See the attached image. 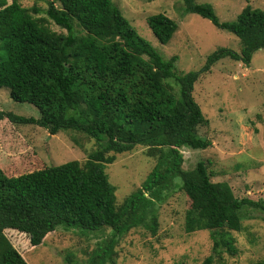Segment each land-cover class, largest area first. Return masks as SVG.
I'll return each instance as SVG.
<instances>
[{
	"label": "trees",
	"instance_id": "trees-1",
	"mask_svg": "<svg viewBox=\"0 0 264 264\" xmlns=\"http://www.w3.org/2000/svg\"><path fill=\"white\" fill-rule=\"evenodd\" d=\"M183 3L186 12L234 34L242 45L240 52H214L204 73L224 58L248 66L264 49L263 10L248 5L227 23L220 22L210 4ZM46 14L67 33L52 31L17 0H0L5 51L0 88L7 84L13 101L40 111L38 119L1 112L0 120L35 125L51 135L78 132L96 140L98 148L85 163L70 161L13 177L0 168V264H28L5 230L26 234L36 247L61 226L111 229V240L89 264L113 262L114 239L143 226L156 233L157 202L176 189L191 201L185 232L211 231L213 253L202 264H214L215 255L222 253L237 255L231 232L242 231L247 207L264 213V200L237 199L227 183L211 181L204 161L191 170L183 168L184 148L212 146L198 135L206 118L193 92L202 73H178V57L166 60L111 0H52ZM148 24L161 44H168L179 27L162 13L149 17ZM136 146L147 147L158 163L144 185L118 205L105 169L115 162V154Z\"/></svg>",
	"mask_w": 264,
	"mask_h": 264
},
{
	"label": "rangeland",
	"instance_id": "rangeland-1",
	"mask_svg": "<svg viewBox=\"0 0 264 264\" xmlns=\"http://www.w3.org/2000/svg\"><path fill=\"white\" fill-rule=\"evenodd\" d=\"M13 0H8L9 4ZM30 9L33 17L54 32L67 33L46 14L52 0H17ZM137 33L166 59L177 56L180 74L201 72L194 87V98L206 118L198 135L209 139L206 150H182L184 169H193L200 161L207 163L211 181L227 183L237 199L264 200V49L254 54L246 66L230 58L203 72L208 57L221 48L240 52L242 45L234 34L216 27L203 17L188 13L183 0H111ZM213 6L220 22L232 23L251 5L264 11V0H196ZM33 8L39 13L35 14ZM165 14L178 24L168 44H161L153 34L149 17ZM0 41V56H4ZM12 112L40 118V111L28 103L10 97L6 84L0 88V113ZM98 148L96 140L74 132L51 135L35 125H18L0 120V168L10 177L31 173L70 161L85 163ZM148 148L115 154V162L106 166L110 183L115 187L117 203L140 189L158 163L149 157ZM191 201L176 189L164 192L157 202L159 226L156 233L147 227L133 229L114 240L113 262L105 264H202L213 253L211 231L185 232V218ZM240 232H231L238 254L215 255L214 264L264 263V213L255 208L244 210ZM12 245L28 264H89L94 254L112 238L113 231L61 226L49 234L44 244L32 247L26 234L5 230Z\"/></svg>",
	"mask_w": 264,
	"mask_h": 264
}]
</instances>
